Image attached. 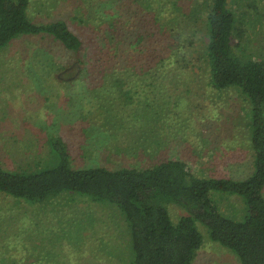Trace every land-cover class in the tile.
<instances>
[{"label":"rangeland","instance_id":"rangeland-1","mask_svg":"<svg viewBox=\"0 0 264 264\" xmlns=\"http://www.w3.org/2000/svg\"><path fill=\"white\" fill-rule=\"evenodd\" d=\"M207 2L151 0V13L134 0H30V21H65L81 38L87 62L80 67L47 36L20 37L0 50V168H41L53 153L47 141L57 136L74 168H145L178 159L193 175L247 178L250 106L238 89L210 84L204 12H197ZM243 2L260 12L252 29L241 18L244 54L264 59L263 0ZM115 46L116 85L100 72L88 74L92 59L106 60ZM126 66L136 84L121 88ZM98 118L105 123L96 125ZM241 206L221 200L234 219ZM167 211L174 224L187 215L175 204ZM196 228L202 245L193 264H241L205 226ZM132 257L129 228L111 204L77 194L31 204L0 194V264H127Z\"/></svg>","mask_w":264,"mask_h":264},{"label":"trees","instance_id":"trees-1","mask_svg":"<svg viewBox=\"0 0 264 264\" xmlns=\"http://www.w3.org/2000/svg\"><path fill=\"white\" fill-rule=\"evenodd\" d=\"M134 1L142 11L151 12V0ZM207 1L197 12H204L201 25L206 33L210 84L216 90L238 89L250 106L248 130L253 166L247 178L193 175L178 159L145 168H74L67 144L61 137L51 136L47 143L53 153L41 168H0V194L31 204L77 194L95 203L115 206L129 228L133 257L127 264H193L202 245L196 224L205 226L210 240L231 250L241 264H264V59L244 54L248 36H241L243 31L238 29L243 19L252 29L260 12L248 10L251 5L244 0L234 1L233 5L241 8L238 14L231 7L232 0ZM29 6L30 0H0V50L20 37L47 36L60 43L76 64L85 65L84 44L67 23L34 24L29 19ZM139 44L138 38L132 46ZM108 53L106 60L92 59L88 74L100 72L102 81L107 76L116 85L120 79L111 75L116 72L112 69L116 46ZM132 69H121V88L136 84L128 75ZM90 80L93 83V78ZM96 123L101 126L105 120L98 118ZM225 198L241 201L240 215L234 216L240 219H234L230 211L222 212L221 200ZM169 204L183 208L187 215L174 224L167 211Z\"/></svg>","mask_w":264,"mask_h":264}]
</instances>
